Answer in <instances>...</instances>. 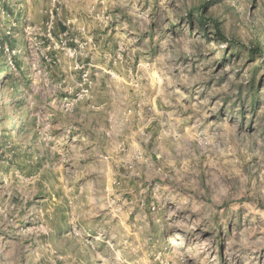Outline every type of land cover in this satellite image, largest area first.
I'll list each match as a JSON object with an SVG mask.
<instances>
[{"label": "rangeland", "instance_id": "rangeland-1", "mask_svg": "<svg viewBox=\"0 0 264 264\" xmlns=\"http://www.w3.org/2000/svg\"><path fill=\"white\" fill-rule=\"evenodd\" d=\"M0 74V264H264V0H0Z\"/></svg>", "mask_w": 264, "mask_h": 264}, {"label": "trees", "instance_id": "trees-1", "mask_svg": "<svg viewBox=\"0 0 264 264\" xmlns=\"http://www.w3.org/2000/svg\"><path fill=\"white\" fill-rule=\"evenodd\" d=\"M0 76H2L1 74H0ZM19 99L14 103V105H13V107H12V112H14V111H17L16 109H17V106H18V104H19ZM7 107V101L6 102H2V104H1V108H3V109H5ZM17 127V126H16Z\"/></svg>", "mask_w": 264, "mask_h": 264}]
</instances>
